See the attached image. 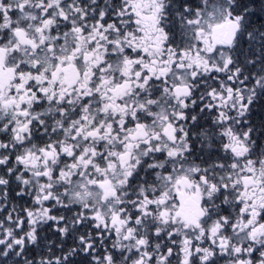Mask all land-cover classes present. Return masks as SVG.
<instances>
[{"label": "snow or ice", "instance_id": "1", "mask_svg": "<svg viewBox=\"0 0 264 264\" xmlns=\"http://www.w3.org/2000/svg\"><path fill=\"white\" fill-rule=\"evenodd\" d=\"M0 264H264V0H0Z\"/></svg>", "mask_w": 264, "mask_h": 264}]
</instances>
